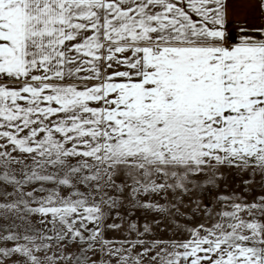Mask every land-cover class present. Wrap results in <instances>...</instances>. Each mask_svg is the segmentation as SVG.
Segmentation results:
<instances>
[{
    "label": "snow or ice",
    "instance_id": "obj_1",
    "mask_svg": "<svg viewBox=\"0 0 264 264\" xmlns=\"http://www.w3.org/2000/svg\"><path fill=\"white\" fill-rule=\"evenodd\" d=\"M228 4L0 0V264H264V38Z\"/></svg>",
    "mask_w": 264,
    "mask_h": 264
},
{
    "label": "crops",
    "instance_id": "obj_2",
    "mask_svg": "<svg viewBox=\"0 0 264 264\" xmlns=\"http://www.w3.org/2000/svg\"><path fill=\"white\" fill-rule=\"evenodd\" d=\"M228 19L230 22H247L253 26V35L256 38H264V33L259 31L264 26V11L261 10L260 0H229ZM232 27L230 23L229 30ZM139 218L138 214L137 219Z\"/></svg>",
    "mask_w": 264,
    "mask_h": 264
}]
</instances>
